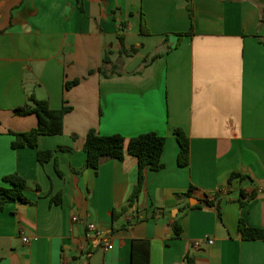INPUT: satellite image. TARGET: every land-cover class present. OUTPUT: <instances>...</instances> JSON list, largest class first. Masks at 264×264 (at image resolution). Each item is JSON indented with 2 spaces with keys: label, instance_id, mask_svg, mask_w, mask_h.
Instances as JSON below:
<instances>
[{
  "label": "crops",
  "instance_id": "1",
  "mask_svg": "<svg viewBox=\"0 0 264 264\" xmlns=\"http://www.w3.org/2000/svg\"><path fill=\"white\" fill-rule=\"evenodd\" d=\"M80 6L0 0V185L20 174L31 201L7 203L0 212V264H92L98 255L101 264H131L134 239L151 241V264H187V255L196 264H264V240H243L239 231L240 220L264 229V0ZM120 34L137 53L121 56ZM108 51L122 74L89 75ZM76 78L82 81L66 90ZM31 94L72 110L61 135L13 149L10 131L38 123L34 114H14ZM177 128L190 139L187 166L178 162ZM92 129L127 140L146 132L166 138L163 168L146 172L136 204L116 219L114 210L138 182V160L126 155L98 171L84 168ZM58 146L71 148L56 153L62 177L54 160L41 164L37 157ZM233 174L241 176L229 181ZM59 196L61 203H53ZM178 219L183 231L175 238ZM90 223L100 235L88 236Z\"/></svg>",
  "mask_w": 264,
  "mask_h": 264
},
{
  "label": "trees",
  "instance_id": "2",
  "mask_svg": "<svg viewBox=\"0 0 264 264\" xmlns=\"http://www.w3.org/2000/svg\"><path fill=\"white\" fill-rule=\"evenodd\" d=\"M83 1L84 0H79L81 4L80 9L82 11H84ZM261 22L264 23V8ZM127 26L128 23H121V29L123 31H125ZM142 30L145 31L144 25L142 26ZM180 36H182V34ZM119 40L121 42V56L133 55L138 52V49L134 46L130 49L126 48L124 34L119 35ZM158 56L160 55L156 54L150 59H145L142 63L141 69L152 63V61H154ZM119 66L120 65L111 60L110 52L108 51L104 58L103 65L98 69L91 70L89 75H93L97 72L105 77H111L115 74L121 75L122 72L119 70ZM141 69L136 72H140ZM81 81V78L67 81L65 83V89L70 90ZM71 110L72 107L65 104H63V106L59 109H53L50 107L47 100L38 99L34 94H31L28 97L26 104L14 109V114L17 116L36 115L38 118L37 126L24 132L10 131L14 137L12 141V148H37L39 138L41 136L61 135L64 131L65 116L71 112ZM175 134L180 145V152L178 156L179 165L187 166L190 163L191 156L190 139L181 128H177L175 130ZM76 138L77 136L74 135L73 139ZM165 143L166 138L156 132L142 133L128 140L121 134L100 135L94 129L90 130L86 135L84 144V151L86 153L84 168H91L98 171L101 165L105 162L115 159L122 161L125 159L126 155L134 156L138 160V182L134 186L127 204L119 210H114L115 219L125 214L136 204L145 184L146 172L148 170L159 171L163 168L161 156L165 148ZM58 151L69 152L71 151V148L67 146H58L56 149L38 150L37 157L41 164L54 160L57 173L62 177L63 172L60 169L59 162L56 157V153ZM237 176L241 175L233 174L229 181ZM3 182L6 185H0V212L3 211L6 204L10 202H19L22 204H29L31 202L25 194L27 181L20 174L12 173L6 175L3 178ZM255 196L256 193H253L251 198H254ZM61 201V196L53 199V203L55 202L60 204ZM204 203L207 205H214V200L206 198ZM173 228L175 231V238H180L183 229L179 219L174 223ZM239 231L241 239L243 240H264V229L248 227L243 220H240ZM186 261L187 264H196L194 258L190 255L186 256ZM131 264H151V241L149 239L133 240Z\"/></svg>",
  "mask_w": 264,
  "mask_h": 264
},
{
  "label": "built area",
  "instance_id": "3",
  "mask_svg": "<svg viewBox=\"0 0 264 264\" xmlns=\"http://www.w3.org/2000/svg\"><path fill=\"white\" fill-rule=\"evenodd\" d=\"M100 234H101V231H100V229L97 227L96 224H94V223H90V224L88 225V236H89V237H90V236H97V235H100ZM24 241L27 242L28 239L25 238ZM203 242H204L203 240H197V241H195L194 246H195V247H201L202 244H203ZM206 242H207L208 244H213L214 241H213L212 239H207ZM112 248H113V246H112V245H109L106 249L108 250V249H112Z\"/></svg>",
  "mask_w": 264,
  "mask_h": 264
},
{
  "label": "water",
  "instance_id": "4",
  "mask_svg": "<svg viewBox=\"0 0 264 264\" xmlns=\"http://www.w3.org/2000/svg\"><path fill=\"white\" fill-rule=\"evenodd\" d=\"M196 201L198 202V200H196ZM191 204H193V202H192ZM97 257H98V258H97L98 260H96V261H95V260L92 261V264H101V255H98ZM99 259H100V260H99Z\"/></svg>",
  "mask_w": 264,
  "mask_h": 264
}]
</instances>
